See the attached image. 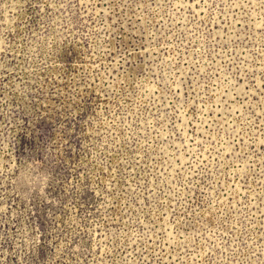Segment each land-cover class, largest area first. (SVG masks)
Segmentation results:
<instances>
[{
    "label": "rangeland",
    "instance_id": "obj_1",
    "mask_svg": "<svg viewBox=\"0 0 264 264\" xmlns=\"http://www.w3.org/2000/svg\"><path fill=\"white\" fill-rule=\"evenodd\" d=\"M0 264H264V0H0Z\"/></svg>",
    "mask_w": 264,
    "mask_h": 264
}]
</instances>
